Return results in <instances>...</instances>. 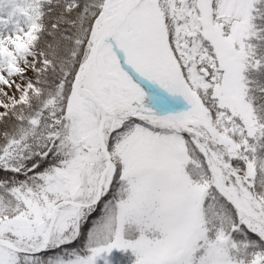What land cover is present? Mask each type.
Returning <instances> with one entry per match:
<instances>
[{"label":"snow or ice","instance_id":"snow-or-ice-1","mask_svg":"<svg viewBox=\"0 0 264 264\" xmlns=\"http://www.w3.org/2000/svg\"><path fill=\"white\" fill-rule=\"evenodd\" d=\"M0 264H264V0H0Z\"/></svg>","mask_w":264,"mask_h":264}]
</instances>
